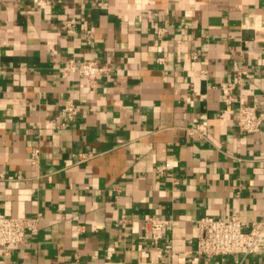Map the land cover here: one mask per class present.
I'll list each match as a JSON object with an SVG mask.
<instances>
[{
  "label": "crops",
  "instance_id": "crops-1",
  "mask_svg": "<svg viewBox=\"0 0 264 264\" xmlns=\"http://www.w3.org/2000/svg\"><path fill=\"white\" fill-rule=\"evenodd\" d=\"M0 65V212L38 218L0 264H264L196 253L198 219H264V122L222 100L264 116V0H0Z\"/></svg>",
  "mask_w": 264,
  "mask_h": 264
},
{
  "label": "built area",
  "instance_id": "built-area-1",
  "mask_svg": "<svg viewBox=\"0 0 264 264\" xmlns=\"http://www.w3.org/2000/svg\"><path fill=\"white\" fill-rule=\"evenodd\" d=\"M92 37L91 30L87 31V38ZM109 67L100 64L94 59L84 61L79 66L69 62L64 69V75L76 72L79 76L96 85L109 72ZM1 74V65H0ZM222 100L228 108L238 102L237 126L242 132L255 133L261 130L264 116L258 112L255 105H250L235 95V85L224 83L222 85ZM65 115L70 117L75 107L68 102L64 107ZM195 129L205 134V126L197 124ZM172 220L163 217H149L145 222L146 237H151L156 243L170 229ZM38 218L11 217L0 212V247L18 245L27 238V232L37 229ZM198 242L196 253L212 257L223 254L242 253L262 254L264 256V219L244 221L239 218H219L205 216L197 221Z\"/></svg>",
  "mask_w": 264,
  "mask_h": 264
}]
</instances>
